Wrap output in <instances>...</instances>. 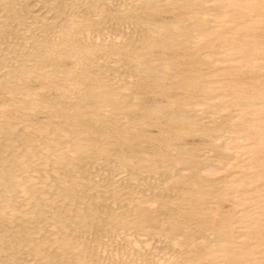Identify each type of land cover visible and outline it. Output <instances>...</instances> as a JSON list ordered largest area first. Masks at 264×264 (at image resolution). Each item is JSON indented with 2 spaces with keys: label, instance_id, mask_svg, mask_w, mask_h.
<instances>
[{
  "label": "bare ground",
  "instance_id": "6f19581e",
  "mask_svg": "<svg viewBox=\"0 0 264 264\" xmlns=\"http://www.w3.org/2000/svg\"><path fill=\"white\" fill-rule=\"evenodd\" d=\"M39 1L0 0V264H264V0Z\"/></svg>",
  "mask_w": 264,
  "mask_h": 264
},
{
  "label": "rangeland",
  "instance_id": "374dc122",
  "mask_svg": "<svg viewBox=\"0 0 264 264\" xmlns=\"http://www.w3.org/2000/svg\"><path fill=\"white\" fill-rule=\"evenodd\" d=\"M26 1V0H25ZM38 1L39 0H27V2H25V5H27L29 8L31 7H33V5H34V7H36L35 8V10H34V13H40V11H41V13H44V15L43 14H41L43 17L44 16H47L48 17V21H50V20H52L53 18H54V16H53V11H52V13L51 12H49V13H47L48 12V7H43L42 5V3L40 2V3H38ZM57 1V2H56ZM54 3L55 4H53V5H51V6H55L54 8H56V7H60V8H63L64 7V5L65 4H63V3H66L65 2V0H56ZM62 1V2H61ZM27 3V4H26ZM58 3H60V4H58ZM37 4H39V5H37ZM42 4V5H41ZM63 4V5H62ZM24 5V6H25ZM58 5V6H57ZM84 6V8H85V5H82V6H79L80 8L79 9H81V7H83ZM33 7V8H34ZM41 8H44V9H41ZM46 8V9H45ZM78 8V7H77ZM84 8H82V9H84ZM68 9V8H67ZM67 9H65L64 11L66 12V14H68V11L69 10H67ZM47 10V11H46ZM44 11V12H43ZM81 11V10H80ZM62 12V14L60 15V17H58L59 18V20L57 19V25H59L58 23H61L62 22V18H63V13L65 14V12H63V11H61ZM169 14V15H168ZM167 15H165L166 16V18H171V16H172V14L171 13H168ZM54 15H55V13H54ZM52 16H53V18H52ZM170 16V17H169ZM43 17H41L40 19H42ZM110 19H112V21L110 20ZM111 21V22H110ZM115 22V21H114ZM113 22V18H111V17H109V19H108V23H114ZM15 32V31H14ZM13 32V33H14ZM29 33V32H28ZM39 35H40V33L41 34H43L42 32H37ZM27 36L28 37H30L31 36V32L29 33V34H27ZM128 35H126L125 36V38H129L130 36H131V34L127 37ZM26 39H27V37H26ZM21 41L22 40H20V43H21ZM155 52L156 53H158V51L155 49V50H153V52H152V55L153 56H155L156 54H155ZM126 54V53H125ZM126 60V59H125ZM109 65L108 66H110V67H112V69H116V68H118V66H117V64H114V66H112L113 64H112V62H110V63H108ZM125 65V62H124V64L122 63V64H119V66H121V69H123L124 67L123 66ZM115 66H117L116 68H114ZM125 68H128V67H125ZM130 69H132V67L130 68ZM149 81V79H143V80H139L137 83H138V85L140 86V87H144L145 85H147L148 82ZM144 83V84H143ZM145 83H147V84H145ZM40 119L42 118V116L41 115H39L38 116ZM39 118H36V119H39ZM36 119H35V121H36ZM39 119V120H40ZM156 129L155 128H152V130H149V132H152V133H155V132H157V130L155 131ZM113 141V140H112ZM195 141L197 142V141H199L198 140V138H196L195 139ZM90 172V171H89ZM91 172H93V170L91 171ZM86 175H88V172L86 173ZM92 185V184H91ZM79 195V194H78ZM80 195H83V193H80ZM45 232V231H44ZM42 234H44V233H42Z\"/></svg>",
  "mask_w": 264,
  "mask_h": 264
}]
</instances>
